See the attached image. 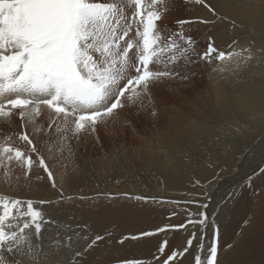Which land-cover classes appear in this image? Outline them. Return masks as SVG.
<instances>
[{
    "label": "bare ground",
    "instance_id": "obj_1",
    "mask_svg": "<svg viewBox=\"0 0 264 264\" xmlns=\"http://www.w3.org/2000/svg\"><path fill=\"white\" fill-rule=\"evenodd\" d=\"M182 1L186 17L211 21L207 24L184 25L185 35L188 31L192 33L193 30H200V38L211 41L223 51H229L233 41L237 42L233 46L237 50L251 46V50L255 52L264 48V0H205L215 9L216 15L194 2L186 4L185 0H169L170 10L157 22L165 30L164 35L171 34V22L175 20L174 15L180 12L179 5ZM216 66L217 64H213L211 70ZM211 70L207 72V80L199 78L194 82L189 79L188 85L179 93L180 104L172 105L171 110L160 107L158 118L154 119L147 112L138 113L136 109H126L120 113L114 125L107 129L99 128L98 142L90 135L82 136L80 144L72 140L75 155L67 166L66 174L60 164L53 163L50 159L47 145L43 143L47 137L32 136L40 153L52 166L56 189L51 186L43 169L38 167L32 169L28 180L24 179L19 168L14 173L19 176V180L5 177V169L0 168V195L24 201L32 200L36 204L40 200L57 202L51 211L56 223L45 226L48 228L46 236L54 237L56 232L62 236L65 233L72 234L76 226L80 225L81 228L76 230L86 232L88 237H106L89 249L82 261L74 253L86 247L88 242L84 240H74L71 250L62 248L59 254L53 252L52 248L45 247L46 252H52L48 258L49 264H123L125 261L160 264L163 256L160 257L158 252L155 253L157 255L152 253L158 251V248L154 250L157 243L151 236H141L145 232L154 234L159 229L168 228L169 224L162 223L161 214L156 209H171L176 205L197 207L199 213L204 212L215 183H211L213 186L210 184L212 187L209 186L205 195L194 198L189 194L193 185L189 181L200 184L199 178L203 181L204 178L207 179V174L214 173L207 167L210 163L224 164L225 156L236 150V153L241 154L249 149L247 154H250L262 149L264 154V66L253 60L238 75L227 76L225 79L217 77L215 82L210 80ZM196 88L198 90L192 94ZM155 89L152 91L156 97ZM49 111L44 110L40 118L45 128L49 122ZM130 118L133 120L129 121ZM21 131L23 129L17 115H13L10 121L0 118V144H11L27 151L30 146L18 139ZM9 137L10 139H6ZM256 175L253 183L258 189V199L251 197L256 190L252 187L253 184L250 189H239L235 201L226 200L221 213L217 212L216 215L220 213L216 217L218 223L211 222L209 228L215 235L218 264H264V171ZM61 186L64 196L62 202L58 192ZM81 196L87 199H79ZM136 196L148 199L136 200ZM233 202L231 207L230 203ZM230 207L231 215L227 216ZM178 220L180 222L179 218ZM201 220L204 221V218L198 217L197 222L194 220V225L199 226L201 223L198 221ZM85 225L86 228L83 227ZM223 226L227 229L224 230ZM132 236L139 238L127 240ZM125 237L128 238L124 239ZM122 239L123 243H119ZM168 243L171 244L170 238Z\"/></svg>",
    "mask_w": 264,
    "mask_h": 264
},
{
    "label": "snow or ice",
    "instance_id": "obj_2",
    "mask_svg": "<svg viewBox=\"0 0 264 264\" xmlns=\"http://www.w3.org/2000/svg\"><path fill=\"white\" fill-rule=\"evenodd\" d=\"M191 2L216 15L205 0H185L186 4ZM170 8L169 0H0V118L10 121L17 115L23 129L18 139L30 146L25 151L0 144V168L5 169V177L19 180L14 175L19 168L28 180L32 169L38 167L56 189L52 166L32 136L47 137L43 143L50 159L66 174L75 155L72 140L78 144L82 136L90 135L98 142V129L114 125L126 109L158 118L152 89L176 80L188 81L194 75L187 71L190 65L216 60L218 64L209 74L213 82L217 77L238 75L253 60L264 66V48L255 52L251 46L237 50L233 47L236 41L229 51L219 50L210 42L206 51L197 53L194 40L185 35L184 25L211 22L205 19L178 20V30L164 35L157 22ZM44 110H50L47 128L40 121ZM58 192L62 202V186ZM56 203L40 200L36 204L0 195V264H49L52 252H46L45 247L59 254L62 248L71 250L74 240L88 242L82 251L74 253L82 261L89 249L106 239L101 235L88 237L86 232L76 230L80 225L72 234L46 236L45 226L56 223L51 216ZM150 235L153 233L141 234ZM188 245H192V239ZM160 251H164L163 245ZM217 253V244L212 242L203 258L195 257V264H218ZM176 255L183 253L174 252L168 259Z\"/></svg>",
    "mask_w": 264,
    "mask_h": 264
},
{
    "label": "rangeland",
    "instance_id": "obj_3",
    "mask_svg": "<svg viewBox=\"0 0 264 264\" xmlns=\"http://www.w3.org/2000/svg\"><path fill=\"white\" fill-rule=\"evenodd\" d=\"M183 3H184V1L180 2V5H179L180 6V12H178V13H176L174 15L175 16V20H172V22H171V24L173 26V28H172L173 30L171 29V33L173 31L175 32V31L178 30L179 25L176 23L178 20L193 19V18L186 17L185 10L183 8L184 7V4ZM176 18H178V19H176ZM169 25L170 24L168 23V26ZM188 25H190V24H188ZM195 32L196 33L198 32V33L196 34ZM199 33H201L200 30H198V31L197 30L196 31L193 30L192 33H190V31H188L187 34H186V36H189L190 35V37H192L194 35L192 37V39L195 42V47H196L197 53H202V52H204V51L207 50L208 44L211 41H208L207 39L205 40L204 38H200L199 37V35H200ZM196 39H197V41H196ZM219 50H221V49H219ZM193 59H196V57H193ZM213 64L216 65V64H218V62L213 59V61L211 62V64H209L207 62L198 61L197 63H195L193 65H190V67H188L187 70L190 69L189 72L194 73V75H192L190 77V79L192 81L194 80V82L198 81L199 78L204 79V80H207V77H208V73L207 72H209L211 70V67L213 66ZM183 70L184 69H181V71H183ZM197 71H198V73H200V72L201 73L198 74ZM188 82H189V80L188 81L176 80V81H173L171 84H166V85H164L162 87H155L156 88L155 89L156 97H159V98H156L155 97V100H156V103H157V107L158 108H160V107H162V108L163 107H168V110H171L173 108V106H175V105L178 106L180 104L178 102L179 93H180V91H182L188 85ZM196 90H198V89L196 88L192 92V94L195 93ZM136 112H135V115L137 116L138 114ZM139 118L140 119H143L141 117H139ZM135 119L136 118H134V121H135ZM131 120H133V119L130 118L129 121H131ZM98 131H99V129H98ZM14 135H15V133H14ZM16 135H18V134H16ZM87 136H89V135H87ZM81 139L82 138H80V140ZM80 142H79V144H80ZM262 144L264 146V140L262 141ZM248 150L249 149H245L242 152L244 154H242V153L241 154L236 153V152H238L237 150L234 151L232 154L227 155V156H225V154H224L223 157L225 156L224 159H226L224 164L221 163V165H218V163H215L214 165H212L210 163L207 167H208L209 170H212L214 173H209V175L207 174V177L205 176L207 179L204 178L205 180L203 179V181H202V179L200 180V178H199L200 184H198L197 182L194 183L193 180L189 181L190 183H193V185H191L192 186L191 192L189 193L191 197L192 196L194 197V196H197V195H198L197 197H199L202 194L205 195L206 191H208V189H209V186H211L213 183H215V184H213L214 187L210 191L211 193H210L209 200L205 204L204 212L203 211H200V213H199V209L197 207H178L176 205L173 208H171V209L170 208L169 209H165V208L164 209H161V208H159L161 211L159 209H156V212L161 214V215L160 214L159 215L161 217V220L163 221L162 223H166V224H169L170 225V226L167 225V227H168L167 229L162 228L163 229L162 231L159 229L153 235H150L151 238L154 239V242L157 243L154 250H156L158 248V251L157 250L156 251L153 250L154 252H152V253L155 254V253L158 252L159 253L158 254L159 256L160 255L163 256V257L160 256V257H162L161 260H163V261L160 262V264H165V261H167V262H179V264L180 263L181 264L182 263H186V262L187 263L189 262V264H195V260H194L195 257H196L195 255H197L198 252H199V255H201L202 258L207 254V248L210 247L209 245H211L212 241L215 242V238H214L215 235H214V233L210 232V228L209 227L211 226V222H214V221H216L218 219L216 217H218L220 215V213L222 211V207H223L222 205L226 204V202L229 201L228 199H230L232 201L233 200L235 201V197H236V194L238 193L239 189H242V188L250 189V187H251L252 184H253L252 187H254V188L256 187L257 188V186L253 183L254 182V178L257 177L256 174H261L264 171V166H263L264 165V161H263L264 160V154L261 152L262 149L261 150H255L252 153L249 152L250 154H247L248 153ZM259 157H261V158H259ZM234 159H235V161H234ZM251 160H254V161L252 162ZM220 174H221V176H220ZM217 175H219V176H217ZM244 177H246V178H244ZM220 179H224V180H220ZM260 179H262V177H260ZM258 180H259V178H258ZM255 181H257V179ZM225 182H227V183H225ZM234 182L236 183V185H235ZM206 183H208V185H206ZM202 184H204L206 186H202ZM259 184H260V182L258 183V185ZM229 190H231V191H229ZM257 191H258V189H256L255 191H253V194L251 196V197H253L254 200L255 199L257 200L258 197H259V194L256 193ZM217 194H218V196H217ZM222 195H224V196H222ZM225 195H226V197H225ZM239 195H240V192H239ZM194 198H196V197H194ZM231 198H233V199H231ZM221 199H222V201H221ZM243 201L244 200L242 199L241 202H243ZM221 202H222V204H221ZM233 204H234V202L233 203H230V206L233 207ZM231 211H232V208L231 209H228V215L227 216H230L231 215ZM217 212H220V213H218V215H216ZM201 213H203V215H205V216L201 215ZM176 216H177V219L175 220ZM198 217H200V218L203 217L204 218L205 224L204 223L202 224L203 227L200 226L201 224L199 226H195L194 225L195 221L197 222ZM167 218H168V220H166ZM178 218L180 219V222H179ZM176 221H178V222H176ZM190 221H193L194 223L193 222H190ZM181 225H183V227H180ZM195 229H197V230H195ZM223 229L225 230L227 228L225 226H223ZM193 233H195V238L194 239H193ZM212 236H213V238H212ZM187 237H189V239L192 238V245L190 247L188 246V240L189 239ZM203 237H204V240H203ZM169 238H170V241H171V244L170 245L168 243ZM172 239H173V243H172ZM127 240H131V238H129ZM133 240H135V239H132V241ZM184 240H186V241L184 242ZM174 241H176V242H174ZM203 242L204 243L206 242V243L204 244ZM202 244H203V250L200 247ZM162 245H163V247H165L164 249H166V251L164 250L162 252L163 254L165 253L164 255L161 253V251L159 249V248H161ZM172 245H174V246L172 247ZM185 249H187V251H185ZM195 249L197 251H194ZM174 252H176V253H183V255H176V256L173 257V259L169 260L168 259L169 256H172ZM155 255H157V254H155ZM166 255H167V257H166Z\"/></svg>",
    "mask_w": 264,
    "mask_h": 264
}]
</instances>
